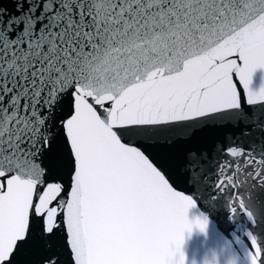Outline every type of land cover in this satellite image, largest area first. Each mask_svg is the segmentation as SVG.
I'll return each mask as SVG.
<instances>
[{
  "label": "snow or ice",
  "instance_id": "6c2138e0",
  "mask_svg": "<svg viewBox=\"0 0 264 264\" xmlns=\"http://www.w3.org/2000/svg\"><path fill=\"white\" fill-rule=\"evenodd\" d=\"M257 69L264 0H0V264H185L212 209L174 184L209 160L173 150L217 121L264 131ZM216 150L205 199L264 187V142ZM237 203L234 261L264 264V208Z\"/></svg>",
  "mask_w": 264,
  "mask_h": 264
},
{
  "label": "water",
  "instance_id": "95a60500",
  "mask_svg": "<svg viewBox=\"0 0 264 264\" xmlns=\"http://www.w3.org/2000/svg\"><path fill=\"white\" fill-rule=\"evenodd\" d=\"M7 7H11V4H8ZM262 84H264V69H257L253 76V86L258 89ZM215 123L218 126L209 130L204 137L190 144L177 145L173 150L177 154H182L189 148L206 151L209 160L204 166V175L198 184H193L187 174L177 184H174L178 191L203 200L202 211H207L209 207L212 209L206 213L209 219L206 231H201L198 226H193L191 230L186 229L183 234L181 251L186 258L185 264H229L233 253L240 252L239 246L235 243L234 232L240 235L245 243L251 247L250 241L241 231V227L247 229L249 221L246 213L239 208L237 199L245 200V207L248 210H253L249 201L254 202L259 208H264V187H258L244 179L237 180L236 182L240 187L234 192L228 190L225 197L217 196L212 201L205 199L212 192L211 184L215 180V166L211 161L213 158H221V153L216 150L217 145L226 147L235 144L248 149L254 144L264 142V131L259 129L253 130L250 135H245V130L251 126L243 122L217 121ZM154 151L160 154L159 149H154ZM232 159L241 160L242 158ZM169 164L175 173V164L172 161H169ZM241 171H243L242 165ZM64 176L67 181V173H64ZM229 201H231V206L237 207V212L234 215L229 212ZM196 215L195 210H189L188 217L190 220H193ZM262 230H264V226H262ZM37 258L34 254H25L20 259L24 264H34Z\"/></svg>",
  "mask_w": 264,
  "mask_h": 264
},
{
  "label": "clouds",
  "instance_id": "9594fccd",
  "mask_svg": "<svg viewBox=\"0 0 264 264\" xmlns=\"http://www.w3.org/2000/svg\"><path fill=\"white\" fill-rule=\"evenodd\" d=\"M229 264H238V262L234 261V258L232 257L231 260L229 261Z\"/></svg>",
  "mask_w": 264,
  "mask_h": 264
}]
</instances>
